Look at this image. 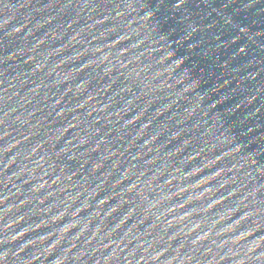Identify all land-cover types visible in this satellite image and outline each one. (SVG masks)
<instances>
[{
	"label": "water",
	"instance_id": "1",
	"mask_svg": "<svg viewBox=\"0 0 264 264\" xmlns=\"http://www.w3.org/2000/svg\"><path fill=\"white\" fill-rule=\"evenodd\" d=\"M0 264H264V0H0Z\"/></svg>",
	"mask_w": 264,
	"mask_h": 264
}]
</instances>
